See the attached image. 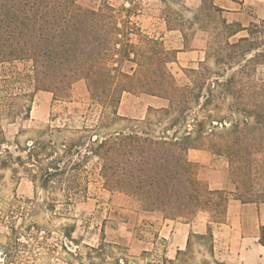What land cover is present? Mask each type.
Masks as SVG:
<instances>
[{
	"label": "trees",
	"instance_id": "1",
	"mask_svg": "<svg viewBox=\"0 0 264 264\" xmlns=\"http://www.w3.org/2000/svg\"><path fill=\"white\" fill-rule=\"evenodd\" d=\"M139 2L122 0L115 7L101 0L90 9L77 0H0V119L27 120L36 91L63 101L80 80L90 101L100 106L90 127L70 131L47 125L29 145H16V154L3 148L0 168L22 170L35 186L72 200L85 193V162L94 158L103 188L126 195L140 210L186 223L205 215V231L195 236L213 258V226L225 223L231 193L201 180L187 152L203 149L224 157L233 198L264 203V187L255 192L249 185L251 178L264 183V82L253 78L256 66L264 65V18L246 27L222 18L218 42L210 47L217 71L200 64L181 86L167 68L179 50L141 32L132 19ZM220 10L201 4L193 18L214 21ZM167 28L182 32L169 23ZM243 30L246 35L230 40ZM123 93L158 97L166 105L149 106L143 119L112 129L124 120L118 113ZM228 98L229 115L217 119L213 108ZM4 143L0 127V151ZM258 242L264 246L262 226ZM185 254L177 250L175 260Z\"/></svg>",
	"mask_w": 264,
	"mask_h": 264
},
{
	"label": "rangeland",
	"instance_id": "2",
	"mask_svg": "<svg viewBox=\"0 0 264 264\" xmlns=\"http://www.w3.org/2000/svg\"><path fill=\"white\" fill-rule=\"evenodd\" d=\"M108 1L115 7L122 2ZM253 1L259 4V9L256 4L239 5L231 0H140V10L132 19L143 34L161 38L166 48L182 51L175 62L167 64L175 82L182 86L188 82V71L200 64L216 70L210 48L218 42L216 27L222 18L234 22L221 4L240 12L245 18L244 25L235 22L246 27L264 18V0ZM100 2L77 0L80 6L90 9L97 8ZM201 4L204 7L213 4L221 9L215 13L214 21L201 15L193 18ZM257 9L262 13L258 18ZM167 23L182 32L168 29ZM244 35L246 32L240 31L230 40ZM133 41L137 42L136 36ZM17 66L22 68V64ZM253 78L264 82L263 64L256 66ZM230 101V98L223 101L218 110L213 108L217 119L229 115ZM30 104L27 120L19 116L13 120L0 119L6 141L1 154L6 147L16 154V145L21 148L29 145L47 125L70 131L83 125L90 127L100 112V106L90 101L82 80L72 85L67 100L52 101L50 92L39 90ZM165 105L164 99L147 94L123 93L118 113L124 120H119L112 129L128 127L132 125L130 120L143 119L149 106ZM45 133V137L50 135L49 130ZM62 135L68 136L69 132ZM202 152L206 159L200 156ZM187 158L197 165L201 180L210 188L231 193L230 203L235 202L231 201L234 185L228 177L224 157L195 149L188 152ZM85 170L88 176L85 193L69 200L63 192L52 194L35 186L22 170L12 173L9 168H0V264H167V260H174L173 264H201L204 259L210 264H264V246L258 242L261 227L258 217L261 213L263 216L264 203L246 207L242 219H236V227L230 220L213 226L215 251L210 258L204 243L195 236L205 231V215H198L190 223L162 219L154 212L140 210L138 203L126 195L104 189L94 158L85 162ZM249 185L255 192L264 187V183L253 178ZM189 233L193 234L186 247ZM177 250L186 254L175 260Z\"/></svg>",
	"mask_w": 264,
	"mask_h": 264
},
{
	"label": "crops",
	"instance_id": "3",
	"mask_svg": "<svg viewBox=\"0 0 264 264\" xmlns=\"http://www.w3.org/2000/svg\"><path fill=\"white\" fill-rule=\"evenodd\" d=\"M231 2L237 3L239 5H241V4H256L258 6V9H259V4L254 3L253 0H231ZM221 6L223 8H225L224 9L225 13L233 16L234 21H239V22H241L242 25H244L245 18L243 17V15L240 12L232 10L231 6H227V5H223V4H221ZM258 9H257V15H256L257 18L262 15V13L260 14ZM261 10H262V8H261ZM227 21H231V19H227ZM181 52L182 51L179 50L177 52V54L181 53ZM151 97L161 99V98L154 97V96H151ZM119 105H120V102H119ZM191 150H195V149H191ZM188 152H187V154H188ZM200 156H203L206 159V155L203 152L200 153ZM231 201H235V202L237 201L238 203H235V202L230 203V200L228 201L227 216H226V221L224 224H226L230 220V223L232 224V226L236 227V219H242V216H241L242 211L246 207H248L250 204H242L241 202H239L236 199H233ZM263 211H264V208H263ZM258 220L260 221V225L263 227V234H264V212H263V216H262V213L259 215Z\"/></svg>",
	"mask_w": 264,
	"mask_h": 264
}]
</instances>
